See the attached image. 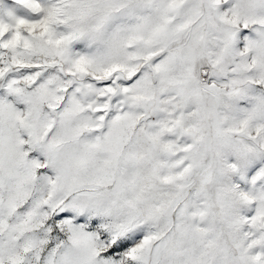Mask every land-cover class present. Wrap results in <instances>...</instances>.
<instances>
[{
	"label": "snow or ice",
	"instance_id": "snow-or-ice-1",
	"mask_svg": "<svg viewBox=\"0 0 264 264\" xmlns=\"http://www.w3.org/2000/svg\"><path fill=\"white\" fill-rule=\"evenodd\" d=\"M0 264H264V0H0Z\"/></svg>",
	"mask_w": 264,
	"mask_h": 264
}]
</instances>
